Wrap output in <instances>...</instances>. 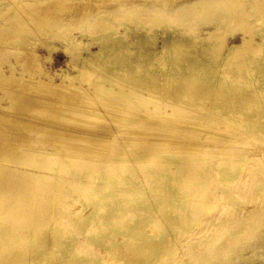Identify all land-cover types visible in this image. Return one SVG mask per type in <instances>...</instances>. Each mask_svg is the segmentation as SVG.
I'll use <instances>...</instances> for the list:
<instances>
[{
	"label": "bare ground",
	"instance_id": "obj_1",
	"mask_svg": "<svg viewBox=\"0 0 264 264\" xmlns=\"http://www.w3.org/2000/svg\"><path fill=\"white\" fill-rule=\"evenodd\" d=\"M39 45L76 74L44 79ZM9 57L1 84L57 102L0 115L30 130H0V264L264 258V0H0Z\"/></svg>",
	"mask_w": 264,
	"mask_h": 264
},
{
	"label": "rangeland",
	"instance_id": "obj_2",
	"mask_svg": "<svg viewBox=\"0 0 264 264\" xmlns=\"http://www.w3.org/2000/svg\"><path fill=\"white\" fill-rule=\"evenodd\" d=\"M116 19V18H115ZM101 23H102V25H101ZM194 25H195V28L197 29V31L200 33V35L202 34V32H205V31H207V30H210V25H208L207 23H205L204 21H202V20H194ZM111 24V23H110ZM249 24H251V21L249 22ZM98 25L99 26H97V29L96 28H91L92 30H94V29H96L95 30V32H100V31H103L105 28H106V25L104 24V20L103 19H98ZM242 30H238L237 31V33H236V36L234 35V36H231V35H228V39H229V41L230 42H238L239 41V37L241 38V35H243L242 34ZM76 35L78 36V35H80V33H76ZM58 46H61V44H59L60 42L58 41V40H56V41H54ZM38 52L42 55V64H43V68H45V70H46V72L49 74V75H47L46 77H44V79L45 78H47L48 76H53V77H55L54 78V80H55V82H58V84H59V82H61V78L59 77V73H57V72H62V70H65L66 71V73H72V74H76V70L75 69H72L71 67H68L67 65H68V62L70 61V58L60 49V50H58V51H56L52 56H53V60H51V61H48L47 60V56L49 55V53H48V51H47V49L45 48V47H43L42 45H39V47H38ZM46 56V57H45ZM9 58H11V59H9ZM8 59H4L1 63H2V65H1V67H0V69L3 67V69L4 70H6V71H9V69H10V66L8 65V63H11V60L13 61V63H14V68H15V71H14V73L15 74H17L18 76H21V72H22V66H21V64H19V63H17V64H19L18 66H17V64L15 63V61H14V59H12L13 57H9ZM10 62H9V61ZM7 65V66H6ZM6 73V72H5ZM10 74V73H9ZM24 77V76H23ZM25 77H29V75L28 74H25ZM24 77V78H25ZM23 79V78H22ZM21 79V80H22ZM48 79V78H47ZM46 79V80H47ZM1 82V81H0ZM1 85H3V86H1ZM24 84H22V86H23ZM0 87H2V88H0V95H3V90L2 89H6V88H3V87H7V89L10 91V93H12V95H10L9 96V98H5L6 100H2V103H4V104H1V105H3V106H0V109H1V111H0V115L2 116V117H9V114H11V110H12V114H14V115H12L11 117H12V119L14 118L13 116H15L16 114H15V112L18 114L19 112V110L20 109H18V108H16L15 106H17L18 105V103L15 105V103H12L13 105H14V107H8V105H7V103H9V102H11V100H12V102L14 101V102H17V99H13V98H18L20 95H21V93L23 92V95H27V96H31V94L33 95V96H38L40 99L39 100H41L42 98L44 99H42L41 101H44V102H46V103H49V102H53V103H55V102H57L56 101V99H55V97H54V93H47V94H45L44 96L42 95V96H39V94H37V93H35V92H33V90H32V86H30L29 85V87H27V88H25V90L24 89H19V88H13V87H10V86H8V85H4V84H1L0 83ZM6 89V91H8ZM12 89H13V92H12ZM16 89V91H14ZM29 89H30V91H29ZM57 89H59V90H63V91H67L68 90V88H66V86H59V87H57ZM19 91H21V92H19ZM26 93H25V92ZM14 93V94H13ZM15 95V96H14ZM22 95V96H23ZM46 95H47V97H46ZM11 97V98H10ZM46 97V98H45ZM53 97V98H52ZM9 99H10V101H9ZM38 99V98H37ZM49 101V102H48ZM59 102V101H58ZM70 102H72V99H71V101H70V98L69 99H67V104H69ZM73 104H75V105H79V102H73ZM3 108V109H2ZM7 110H6V109ZM13 108V109H12ZM16 111H15V110ZM7 111V112H6ZM8 111H9V113H8ZM4 112V113H3ZM20 113L22 114V111H20ZM26 113V112H25ZM27 113H28V111H27ZM24 114L25 116H27V117H29V118H34V116H36V117H38L39 118V114L38 113H36L35 111H29V113L28 114ZM31 114V115H30ZM19 115V114H18ZM11 117H9V118H11ZM35 117V118H36ZM83 118H85V117H83ZM42 119H49L50 120V118L48 117H45L44 118V116H42V118H41V120ZM58 119L59 118H54V120H53V118L51 119L53 122L55 121L56 123H58V124H65L64 123V121H62V119H60L59 121H58ZM86 119V118H85ZM13 122L14 121H16L15 119H13L12 120ZM61 121H62V123H61ZM99 121L102 123H106V125H108V123H110L112 120L111 119H109V118H104V119H99ZM13 122L11 123V124H6V122L4 123V121H2V122H0L1 123V125H0V130H1V133H2V131H3V133L4 132H6L7 130H9V131H13L12 133H11V135H15V133H16V135L18 136V134H21L20 132H28V131H30V130H28V129H22V128H20L19 129V127L16 125V124H13ZM100 122H98V123H100ZM102 123V124H103ZM9 125V126H8ZM73 125H77L76 123H72V126ZM2 126H3V128H2ZM80 126V125H79ZM82 126H84V125H82ZM8 127V128H7ZM14 127V128H13ZM74 127H76V126H74ZM85 127V126H84ZM13 128V129H12ZM15 128H17V129H15ZM22 132V133H23ZM0 133V134H1ZM27 133H25V135H26ZM10 135V134H9ZM15 135V136H16ZM261 204H262V200L260 199V198H258V199H249V201H247V202H245V203H243V205L240 207V210L241 209H243L244 211H246V212H248V210H251V209H255V208H257V207H260L261 206ZM254 223H256V221L254 222V221H252L251 222V220H249L248 221V225H252V224H254ZM197 232H198V230H196ZM196 232V233H197ZM192 246H197V245H192ZM241 253H240V255H237V259H236V261H235V263L234 264H262L263 262L262 261H264L262 258H256L253 254H252V252H251V250L249 249V248H246V249H243V250H241L240 251Z\"/></svg>",
	"mask_w": 264,
	"mask_h": 264
}]
</instances>
